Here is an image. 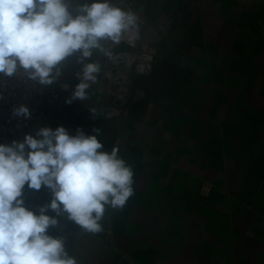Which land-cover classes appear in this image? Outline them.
I'll use <instances>...</instances> for the list:
<instances>
[{"label": "crops", "instance_id": "obj_1", "mask_svg": "<svg viewBox=\"0 0 264 264\" xmlns=\"http://www.w3.org/2000/svg\"><path fill=\"white\" fill-rule=\"evenodd\" d=\"M130 3L157 48L152 73L123 101L95 83L69 104L71 76L57 127L97 135L101 151L118 139L134 194L100 233H48L78 264H264V0ZM23 199L38 212L51 193L25 186Z\"/></svg>", "mask_w": 264, "mask_h": 264}, {"label": "clouds", "instance_id": "obj_2", "mask_svg": "<svg viewBox=\"0 0 264 264\" xmlns=\"http://www.w3.org/2000/svg\"><path fill=\"white\" fill-rule=\"evenodd\" d=\"M140 23L135 12L112 0H0V77L22 72L50 85L75 56L80 82L66 102L88 100L102 71L98 60L91 61L93 52L112 59L125 36H139ZM13 115L31 118L24 105L14 107ZM102 148L97 135L80 129L70 135L63 126L0 144V264H78L66 237H53L49 228L66 216L82 232L100 233L108 209H122L134 194L133 167L116 149ZM25 186L46 188L50 201L38 212L27 208Z\"/></svg>", "mask_w": 264, "mask_h": 264}, {"label": "built area", "instance_id": "obj_3", "mask_svg": "<svg viewBox=\"0 0 264 264\" xmlns=\"http://www.w3.org/2000/svg\"><path fill=\"white\" fill-rule=\"evenodd\" d=\"M121 8L130 6V0H112ZM131 45L128 50H115L113 58H105L102 71L96 84H103L114 101H123L129 92L131 77L150 75L157 56L156 46L142 36V22L139 36H125L123 39ZM106 47H111L106 43ZM93 52L91 59L95 57ZM123 56V57H121ZM80 68V65H78ZM72 78L67 76L65 65L61 66L60 76L50 85L33 81L26 74L12 77H0V139L21 141L25 134L35 135L42 127L55 130L60 122L59 109L65 104V97L72 88ZM21 105L30 109L31 118L24 119L13 115V108ZM119 140L114 141L112 149L118 151Z\"/></svg>", "mask_w": 264, "mask_h": 264}, {"label": "water", "instance_id": "obj_4", "mask_svg": "<svg viewBox=\"0 0 264 264\" xmlns=\"http://www.w3.org/2000/svg\"><path fill=\"white\" fill-rule=\"evenodd\" d=\"M130 48H131V45L124 40L121 41L119 45L114 46L115 50H128ZM0 144H10V142L0 139ZM58 220H59V223L58 225H56V227L61 231L70 232V231H76L80 229L78 225H75L73 222L68 221L66 218L58 217Z\"/></svg>", "mask_w": 264, "mask_h": 264}, {"label": "trees", "instance_id": "obj_5", "mask_svg": "<svg viewBox=\"0 0 264 264\" xmlns=\"http://www.w3.org/2000/svg\"><path fill=\"white\" fill-rule=\"evenodd\" d=\"M77 66V60H76V57L73 56V57H70L66 62H65V69L67 71V76L68 77H71L72 74H69L68 73V69L71 68V69H75ZM135 77L136 76H143V75H134Z\"/></svg>", "mask_w": 264, "mask_h": 264}, {"label": "rangeland", "instance_id": "obj_6", "mask_svg": "<svg viewBox=\"0 0 264 264\" xmlns=\"http://www.w3.org/2000/svg\"><path fill=\"white\" fill-rule=\"evenodd\" d=\"M68 73L72 74L71 76L74 77L75 80L78 79L76 76V73H78V70L69 68Z\"/></svg>", "mask_w": 264, "mask_h": 264}]
</instances>
